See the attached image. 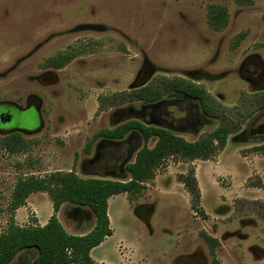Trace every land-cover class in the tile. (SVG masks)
Wrapping results in <instances>:
<instances>
[{"label": "rangeland", "instance_id": "1", "mask_svg": "<svg viewBox=\"0 0 264 264\" xmlns=\"http://www.w3.org/2000/svg\"><path fill=\"white\" fill-rule=\"evenodd\" d=\"M211 7L226 11L220 29L208 22ZM71 53L59 70L44 66ZM176 77L202 86L237 130L207 161L165 159L132 201L110 197L113 233L90 257L96 264H264V154L254 151L264 144L256 97L264 92V0H0V104L30 108L13 110L10 124L29 130L18 132L25 147L10 153L0 143V233L21 178L73 171L128 180L124 167L143 140L95 138L102 130L137 120L194 142L219 127L223 120L193 101L167 96L146 106L121 98ZM9 133L0 132V142ZM191 168L206 217L194 214L177 181ZM26 201L21 226L36 223V194ZM50 213L49 197L40 199L39 220ZM80 222L73 229L83 233L94 217ZM201 234L217 244L208 247ZM33 257L24 250L11 264Z\"/></svg>", "mask_w": 264, "mask_h": 264}, {"label": "trees", "instance_id": "2", "mask_svg": "<svg viewBox=\"0 0 264 264\" xmlns=\"http://www.w3.org/2000/svg\"><path fill=\"white\" fill-rule=\"evenodd\" d=\"M211 27L220 29L226 24V11L211 7L208 14ZM74 54H57L46 60L47 68L61 69ZM186 99L195 102L207 117L222 119L223 123L211 133L194 142H187L171 131L154 125H147L137 120L120 124L114 129L100 131L95 138L113 142L123 140L128 134L138 135L144 142L135 154L134 160L124 167L128 180H107L100 178H81L73 171L54 172L43 177L29 176L19 179L13 189L10 209L11 216L5 230L0 233V264H11L18 253L31 250L34 253L32 264H96L90 257V251L100 245L113 231L107 215L108 199L119 194H126L132 201L145 189V184L154 179L157 168L169 157H179L186 161H207L224 148L228 135L236 132L231 127L222 108L206 90L183 78H157L150 84L141 86L128 94L121 95L123 100L153 105L165 97ZM257 103L264 107V92L256 95ZM155 140L152 148L146 144ZM1 147L13 153L25 147L23 138L12 133L1 140ZM88 147L86 152H88ZM254 151L264 154V144ZM191 199V210L202 217L207 215L199 207L200 193L194 170L177 177ZM46 193L52 203L53 214L43 226L36 223L19 226L14 221L18 208L25 205L29 195ZM64 203L75 207L88 208L94 217V225L84 235H72L66 231L56 217ZM204 242L213 248L217 241L206 234H201ZM216 264V262H213Z\"/></svg>", "mask_w": 264, "mask_h": 264}, {"label": "crops", "instance_id": "3", "mask_svg": "<svg viewBox=\"0 0 264 264\" xmlns=\"http://www.w3.org/2000/svg\"><path fill=\"white\" fill-rule=\"evenodd\" d=\"M118 180L124 181L123 179H118ZM35 194H36V208H34V211L36 213V224L39 225V226H43V225H45L47 223V221L49 220V218L53 214V211H52V213H50L48 215V217L45 219V221H40L39 218H38V201L40 199L47 198L48 195L46 193H43V192H39V193H35ZM119 195H121V194H119ZM124 195L126 196V194H124ZM126 199H127V196H126ZM26 203H27V201H26ZM129 207H131L130 206V203H129ZM21 210H22V208H18L15 211V214H14V221L19 226H21V225L18 224V217L21 215ZM91 214L92 213L90 212V210L88 208L75 207V206H72L70 204L64 203V204H62L60 206L58 212L55 215H56L58 221L66 229V231L68 233H70L72 235H84V234L88 233L91 230V228L93 227L94 223L90 225V228L89 229L84 230L83 233H79V232L75 231L73 228H79L78 225L81 224L80 221L83 220L84 216L90 215V217H91ZM107 214H108V209H107ZM63 217L66 218L65 219V222L62 221ZM67 228H72V229H67ZM94 262L95 263H101V262H96V261H94ZM102 263L103 264H106L104 262H102Z\"/></svg>", "mask_w": 264, "mask_h": 264}, {"label": "flooded vegetation", "instance_id": "4", "mask_svg": "<svg viewBox=\"0 0 264 264\" xmlns=\"http://www.w3.org/2000/svg\"><path fill=\"white\" fill-rule=\"evenodd\" d=\"M28 109H30V108L19 109V108L15 107L13 105H10V104H0V132H10L9 134H12V133H18L19 131H29V130H23V129L10 127V124H11V121L13 118L12 117V111L17 110L20 113H22ZM194 214H197V213L194 212ZM213 239H215V238H213Z\"/></svg>", "mask_w": 264, "mask_h": 264}]
</instances>
